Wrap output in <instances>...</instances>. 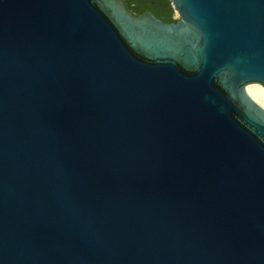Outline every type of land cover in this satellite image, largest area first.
<instances>
[{
	"label": "water",
	"instance_id": "95a60500",
	"mask_svg": "<svg viewBox=\"0 0 264 264\" xmlns=\"http://www.w3.org/2000/svg\"><path fill=\"white\" fill-rule=\"evenodd\" d=\"M264 0H0V264H264Z\"/></svg>",
	"mask_w": 264,
	"mask_h": 264
},
{
	"label": "bare ground",
	"instance_id": "6f19581e",
	"mask_svg": "<svg viewBox=\"0 0 264 264\" xmlns=\"http://www.w3.org/2000/svg\"><path fill=\"white\" fill-rule=\"evenodd\" d=\"M248 96L264 109V86L260 83H249L245 86Z\"/></svg>",
	"mask_w": 264,
	"mask_h": 264
}]
</instances>
